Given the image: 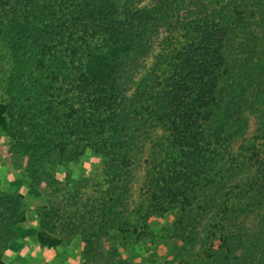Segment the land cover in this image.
Returning a JSON list of instances; mask_svg holds the SVG:
<instances>
[{
    "label": "trees",
    "instance_id": "trees-1",
    "mask_svg": "<svg viewBox=\"0 0 264 264\" xmlns=\"http://www.w3.org/2000/svg\"><path fill=\"white\" fill-rule=\"evenodd\" d=\"M135 1L0 0V38L15 58L0 128L31 137L40 163L54 155L65 164L82 146L102 158L100 194L48 195L37 240L56 247L57 233L78 234L83 263L130 264L116 248L102 253V238L138 241L150 217L173 211L176 264H264V0ZM161 29L164 50L134 82ZM31 49L25 73L16 54ZM155 128L163 135L148 148L131 208L143 130ZM55 184L48 177L50 191ZM25 220L23 195L0 187V264Z\"/></svg>",
    "mask_w": 264,
    "mask_h": 264
},
{
    "label": "rangeland",
    "instance_id": "rangeland-1",
    "mask_svg": "<svg viewBox=\"0 0 264 264\" xmlns=\"http://www.w3.org/2000/svg\"><path fill=\"white\" fill-rule=\"evenodd\" d=\"M151 4L152 0L134 2L136 7H150ZM167 35L168 33L161 29L153 36L151 50L147 56L140 60V66L134 77V82L138 81L141 76L149 71L158 55L164 50ZM17 56L26 62V70L24 72L31 73L34 69L36 58L35 51L31 49V51L25 53V51L20 50L16 54ZM14 72L15 58L12 47L6 40L0 38V102L2 103H7L11 100L9 84ZM130 84L133 88L134 83ZM24 96L22 94L19 97L24 98ZM27 128L26 126L25 129ZM255 129L256 120L251 116L245 136H253ZM18 133H14L15 136H9L0 128V187L23 195V205L26 214V220L19 227V237L4 252V260L8 264H102V262L95 260L83 263V242L78 234L57 233L58 236L63 238V242L56 247L41 245L36 237L37 232L41 229L38 216L39 208L46 203L48 195L50 197L56 194V196H52V201L56 202L62 197L59 194H64L66 197L69 191L72 192L76 186L79 188L76 194L82 200L89 195L95 194L97 196L100 194L99 191L104 188L101 174L102 158L92 153L86 146H82L84 153L65 164H59V159L54 155L40 163L43 156L40 155V152H43L44 149L36 153L33 151L32 146L28 144L31 141V137L24 141V138H21ZM30 134L33 136L36 132H30ZM143 135V150L136 157L132 169L131 208L143 196L142 184L148 148L153 143V140L163 135V132L159 128L149 129L148 132L144 129ZM239 143L233 144V151L237 149ZM42 172L43 175L41 174ZM48 177H53L57 181V184L53 185L55 190H49ZM89 192H92V194ZM175 218L176 213L173 211L161 215H153L148 220L149 234L144 235L138 241L128 240L122 243L119 242L118 238L104 237L101 242L102 253L108 255V253H112L113 248H116L118 252L116 254L130 264H166L167 262L176 264L173 259L180 243L166 231V228L170 227ZM252 220L253 218L250 217L247 224L250 225ZM113 257L116 259L115 255Z\"/></svg>",
    "mask_w": 264,
    "mask_h": 264
},
{
    "label": "crops",
    "instance_id": "crops-1",
    "mask_svg": "<svg viewBox=\"0 0 264 264\" xmlns=\"http://www.w3.org/2000/svg\"><path fill=\"white\" fill-rule=\"evenodd\" d=\"M23 253V252H22ZM32 259V258H31ZM31 259H29V260H31ZM26 261H28V260H26ZM7 262V261H6ZM8 263V262H7Z\"/></svg>",
    "mask_w": 264,
    "mask_h": 264
}]
</instances>
